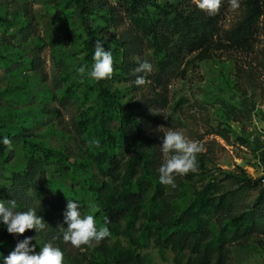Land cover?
I'll list each match as a JSON object with an SVG mask.
<instances>
[{"label":"trees","instance_id":"1","mask_svg":"<svg viewBox=\"0 0 264 264\" xmlns=\"http://www.w3.org/2000/svg\"><path fill=\"white\" fill-rule=\"evenodd\" d=\"M242 2L240 18L225 31H221L220 21L228 0H222L215 16L199 10L194 0H66V6L72 8L71 16L87 35L84 47L88 70L93 64L95 43L100 40L111 52L114 65L135 81L136 75H144H134V69L143 62L146 48L152 49L162 73L191 54L204 60L216 51H252L258 36H264V0ZM98 11L102 12L103 24L92 26L90 16ZM24 16V25L18 30L26 41L36 24L31 11ZM12 25L10 19L0 15V42L8 41L6 26ZM12 54L14 57L8 58L0 53V62L9 66L17 61L28 69H42L36 50L28 62L21 53ZM89 78L87 74L64 76L67 85L58 99L69 104L82 94L85 98L95 95L94 102L77 110L73 119L85 144L86 159L51 148L44 141L27 139L34 136L32 121L11 133L0 123V140L7 137L25 151L24 164L12 167V149L0 143L1 184L11 189L7 198L15 200L17 207L27 202L28 196H33L29 197L33 204L35 196L42 218L53 224L52 235L63 236L62 228H67L63 213L68 200L80 205L82 216L94 215L98 228L107 217L110 237L91 247L79 264H147L143 256L112 242L113 236H125L134 244L171 248L175 264H223L230 244L242 245L255 235H264V177L229 172L223 177L210 175L188 199L185 193L169 199L156 174L157 145L148 129L153 117L143 114L137 100L120 102L118 90L110 89L114 78H119L117 74L99 82L93 80L96 87L87 83ZM16 89H23V85ZM2 90L1 107L2 94L9 92ZM214 132L228 139L226 129L216 127ZM95 140L99 141L98 147ZM51 176L53 180L49 181ZM41 179L48 181L46 190ZM90 205L98 206L99 211L93 212ZM25 237H32L34 246V233L9 234L0 222V264ZM260 244L264 245V237Z\"/></svg>","mask_w":264,"mask_h":264},{"label":"rangeland","instance_id":"2","mask_svg":"<svg viewBox=\"0 0 264 264\" xmlns=\"http://www.w3.org/2000/svg\"><path fill=\"white\" fill-rule=\"evenodd\" d=\"M170 1L176 3L179 0ZM242 1L239 0V8L233 10L228 0L220 21L221 31L230 28L240 18ZM27 11L34 14L36 28L23 41L18 29L24 25L23 17ZM71 13L72 8L66 6V0H0V15L13 22L12 26H6L10 42H0V53L13 58L12 53L18 52L28 62L31 52L36 50L42 62L40 71L20 66L17 61L9 66L0 62V90H9L2 94L5 98L0 106V123L11 133L32 121L34 136L27 139L44 141L51 148L86 159L85 144L74 128L73 119L77 110L94 102L95 95L92 93L85 98L82 94L71 99L69 104L58 100L67 85L63 77L79 75L77 68L88 64L84 47L87 35ZM101 15L100 11L91 15L90 24H103ZM1 31L0 27V35ZM263 48L264 36L260 35L250 52L216 51L211 58L204 60L193 58L195 54H191L182 62L170 65L164 73L156 65L152 49L146 48L143 61L151 63L153 71L147 74V82L143 86H137L127 73L113 65V74L119 78H114L110 89L118 90L121 103L137 100L143 114L153 117L148 121V129L157 145L158 177V168L163 162L160 146L163 133L169 129L181 130L186 138L202 145V151L197 156L198 170L177 177L175 188L164 186V193L169 199H175L180 193H185L188 199L210 175L223 177V173L229 172L251 178L264 177ZM123 76L125 78H121ZM25 79H29V83ZM87 83L96 87L91 78ZM22 85L23 89H16ZM216 127L226 129L228 139L216 134ZM12 152L10 165L21 167L25 162V151L19 143H12ZM199 163L203 166L200 167ZM2 173L8 175L7 171ZM50 174L51 171H48L47 175ZM52 180L53 177H49V181ZM1 183L0 179V199L7 204L11 200L7 198V192L11 189H6ZM41 184L46 190L48 181L41 179ZM30 194H33L32 191ZM29 197L33 196H28L27 202L16 206L14 211L34 209L42 217L35 196L33 204L29 203ZM43 220L47 224L44 230H27L34 233L35 252H39L44 244L51 243L64 253V264H79L92 250L91 247L84 250L73 248L63 241L62 235H52L51 232H55L53 224ZM263 237L262 234L255 235L245 244H230L223 264H264V245L260 244ZM111 241L143 256L147 264H175V252L171 248L162 249L153 243L134 244L122 235L113 236Z\"/></svg>","mask_w":264,"mask_h":264},{"label":"clouds","instance_id":"3","mask_svg":"<svg viewBox=\"0 0 264 264\" xmlns=\"http://www.w3.org/2000/svg\"><path fill=\"white\" fill-rule=\"evenodd\" d=\"M194 3L199 10L209 16H215L220 10L222 0H194ZM229 5L233 10H237L240 6L239 0H229ZM92 59L91 70H88L87 65H82L77 68L78 74L81 76L87 74L97 82L110 79L114 72L113 57L110 51L105 50L100 40L95 43ZM152 71L153 66L147 60L139 62L134 69V75L141 73L144 75H136L135 84L137 86L146 84V75ZM0 143L7 146L9 150L12 149V141L9 138L4 137ZM93 143L99 146L98 140ZM160 146L163 162L158 168V178L161 185L175 188L177 177H183L198 170L197 156L202 151V145L198 141L186 138L181 130L169 129L163 133ZM90 207L93 212L99 211L96 205H90ZM15 208V200H9L6 204L0 199V222L6 225L9 234L23 235L27 230L33 229L39 232L47 226L43 218L37 215L36 210L14 211ZM63 216L67 228H62V238L73 248L84 250L85 247L98 246L111 235L107 227L109 223L107 217L104 224L98 228L94 215L82 216L80 205L72 200H68ZM31 240L32 237H25L18 241L14 250L4 258V264H64V253L59 247L46 243L39 252H35L34 246H31Z\"/></svg>","mask_w":264,"mask_h":264}]
</instances>
